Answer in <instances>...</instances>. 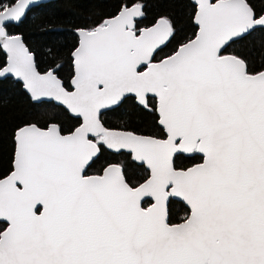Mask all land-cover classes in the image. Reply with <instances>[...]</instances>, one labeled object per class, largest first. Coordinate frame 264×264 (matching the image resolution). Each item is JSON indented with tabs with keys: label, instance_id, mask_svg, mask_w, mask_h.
<instances>
[{
	"label": "snow or ice",
	"instance_id": "1",
	"mask_svg": "<svg viewBox=\"0 0 264 264\" xmlns=\"http://www.w3.org/2000/svg\"><path fill=\"white\" fill-rule=\"evenodd\" d=\"M34 2L0 0V77L80 122L65 132L49 114L16 129L0 177V264H264V65L227 53L264 32V8L194 0V37L161 56L172 20L141 27L144 0H119L113 15L77 29L66 84L60 64L41 72L9 31ZM129 97L157 114L161 135L105 125L102 111ZM102 150L127 152L147 175L134 182L112 160L90 175ZM184 154L201 162L179 167ZM173 198L187 208L179 223Z\"/></svg>",
	"mask_w": 264,
	"mask_h": 264
},
{
	"label": "trees",
	"instance_id": "2",
	"mask_svg": "<svg viewBox=\"0 0 264 264\" xmlns=\"http://www.w3.org/2000/svg\"><path fill=\"white\" fill-rule=\"evenodd\" d=\"M144 3L146 16L141 27L151 26L159 17L167 16L175 28V36L161 56L171 53L179 44L194 37L197 26L193 21L192 0H144ZM254 3L258 9L264 8V0H254ZM118 4L119 0H53L33 7L25 19L19 24H14L9 31L23 36L30 51L35 55L41 72L60 64L58 74L67 84L72 76L69 54L79 40L77 29L91 27L102 17L113 15ZM227 53L242 55L250 61L253 70L260 69L261 65H264V32L252 33L245 40L232 45ZM5 61L6 54L0 49V63ZM49 114L55 116L65 132L74 129L80 122L63 106H58L53 101H33L22 82L12 77L0 79V177L12 169L16 129L38 120L43 123L49 118ZM101 118L108 127L161 135L156 123L157 114L139 107L131 97L116 111L104 112ZM188 155L180 157L177 161L179 167L188 168L201 162L200 155H197L196 159H189ZM109 160L124 163L134 182H142L147 175L146 167L133 161L127 152L117 155L108 150H102L89 174L99 173ZM169 210L173 223L181 222L187 214L185 204L176 199L170 200ZM3 226V222H0V228Z\"/></svg>",
	"mask_w": 264,
	"mask_h": 264
},
{
	"label": "water",
	"instance_id": "3",
	"mask_svg": "<svg viewBox=\"0 0 264 264\" xmlns=\"http://www.w3.org/2000/svg\"><path fill=\"white\" fill-rule=\"evenodd\" d=\"M49 1H53V0H35V2L29 7V9H28V11H27V13H26V15L28 14V12L33 8V7H36V6H38V5H40V4H42V3H46V2H49ZM192 2L194 3V0H192ZM26 17V16H25ZM25 17L22 19V20H24L25 19ZM21 20V21H22ZM13 34V33H12ZM15 34H17V33H15ZM22 38H23V36L21 35V34H19ZM23 40H24V38H23ZM24 43H25V45L27 46V44H26V42H25V40H24ZM28 47V46H27ZM29 48V47H28ZM30 50V49H29ZM5 53V52H4ZM33 53V52H32ZM6 54V53H5ZM35 56V55H34ZM6 77H12V78H14L15 80H17V81H20V82H22L23 83V81H21V80H19L17 77H15L14 75H9V76H6ZM6 77H0V79H4V78H6ZM25 89V88H24ZM26 90V89H25ZM27 91V90H26ZM30 95V94H29ZM34 101V100H33ZM42 101H53V102H55L57 105H58V102H56V101H54V100H49V99H45V100H42ZM35 102H41V101H35ZM108 110H111V109H107V110H103L102 111V114L104 113V112H106V111H108ZM68 111V110H67ZM72 116H74L75 117V115L74 114H72L70 111H68ZM193 166V165H192ZM191 166V167H192ZM189 168V167H188ZM173 199H176V200H179V201H181L179 198H173ZM186 206V205H185Z\"/></svg>",
	"mask_w": 264,
	"mask_h": 264
}]
</instances>
